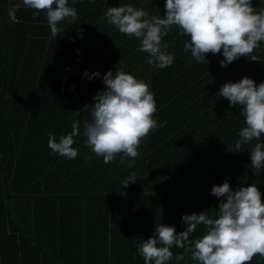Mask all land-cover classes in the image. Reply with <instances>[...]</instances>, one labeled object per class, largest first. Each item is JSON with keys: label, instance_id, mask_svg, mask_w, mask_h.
<instances>
[{"label": "trees", "instance_id": "obj_1", "mask_svg": "<svg viewBox=\"0 0 264 264\" xmlns=\"http://www.w3.org/2000/svg\"><path fill=\"white\" fill-rule=\"evenodd\" d=\"M9 3L0 0V264H144L136 246L156 224L179 234L185 214L207 211L215 218L224 198L211 195L213 186L228 182L235 190L254 181L264 187V168L254 180L246 170L264 135L237 152L244 118L218 96L227 82H264V42L253 52L261 62L240 57L222 68L220 53L206 54V64L193 60L184 51L188 37L174 28L162 40L173 63L160 69L104 13L131 4L149 18L163 17L165 0H69L78 18L58 24L64 32L56 37L43 11L33 19L34 10L20 6L19 22H11ZM252 6L259 12L264 0ZM116 69L149 85L157 128L141 141L135 160L121 164L117 156L105 164L85 146L83 123L90 118L86 105L105 90L103 76ZM85 72L99 77L88 80ZM74 120L81 124L77 157L52 154L48 134L58 142ZM132 173L137 180L123 187ZM204 234L198 225L190 239ZM171 251L169 264H198L184 249ZM179 253L184 259L177 261ZM250 264H264V257Z\"/></svg>", "mask_w": 264, "mask_h": 264}, {"label": "clouds", "instance_id": "obj_2", "mask_svg": "<svg viewBox=\"0 0 264 264\" xmlns=\"http://www.w3.org/2000/svg\"><path fill=\"white\" fill-rule=\"evenodd\" d=\"M20 6L34 10L33 19L45 12L52 37L64 32L58 24L66 18L69 24L78 18L69 0H18L17 3L10 0L11 22H19L15 13ZM104 15L109 25L121 34L139 41L138 51L148 54L147 63L153 67L163 69L173 63L174 56L163 50L166 46L162 47V40L174 28L179 29L181 36L188 37L184 51L190 52L197 62L208 63L205 60L208 53L222 54V68L240 57L261 62L253 52L264 42V9L258 12L252 0H165L164 16L151 18L143 8L123 4L108 7ZM79 31L82 33L83 29ZM84 76L91 80L99 77V73L85 72ZM103 84L105 90L95 94V103L86 105L90 118L83 123L85 146L102 157L105 164L117 156L123 164L125 158L135 160L139 156L141 141L157 128L156 101L144 80L123 70L108 71ZM218 96L227 100L230 107H238L239 115L244 118L246 126L238 133L236 151H241L243 144L259 141L264 135V82L257 86L248 77L227 82L220 87ZM74 114L79 116L80 112ZM80 134V121L74 120L71 132L60 136L58 142L49 133L47 146L52 154L74 159L78 155L73 147L74 137ZM249 155L253 169L264 168V144L256 143ZM136 180L132 173L121 185L126 188ZM211 195L224 198L215 209V218H210L207 211L185 214L181 221L186 228L179 234L173 226L156 224L150 238L140 239L136 254L143 258L144 264H169L173 247L190 253L198 264H250L254 256L264 257V202L258 187L250 184L233 190L224 182L213 186ZM198 225L204 226L205 234L190 239ZM175 259L183 260L184 253L177 254Z\"/></svg>", "mask_w": 264, "mask_h": 264}, {"label": "crops", "instance_id": "obj_3", "mask_svg": "<svg viewBox=\"0 0 264 264\" xmlns=\"http://www.w3.org/2000/svg\"><path fill=\"white\" fill-rule=\"evenodd\" d=\"M246 170H248L249 172H251L252 173V179L251 180H254L253 179V177H254V172L256 171V172H259V170H256V169H253L249 164L246 166ZM254 174V175H253ZM252 184H255L254 183V181L253 182H251ZM256 185V184H255ZM257 187H258V189L260 190V192H262L263 190H264V187L263 188H261V187H259L258 185H257ZM261 199H263V202H264V197H262V195H261Z\"/></svg>", "mask_w": 264, "mask_h": 264}, {"label": "rangeland", "instance_id": "obj_4", "mask_svg": "<svg viewBox=\"0 0 264 264\" xmlns=\"http://www.w3.org/2000/svg\"><path fill=\"white\" fill-rule=\"evenodd\" d=\"M11 2H12V3H17V2H18V0H11Z\"/></svg>", "mask_w": 264, "mask_h": 264}]
</instances>
